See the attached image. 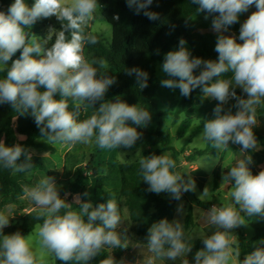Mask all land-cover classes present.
<instances>
[{
    "label": "clouds",
    "instance_id": "clouds-1",
    "mask_svg": "<svg viewBox=\"0 0 264 264\" xmlns=\"http://www.w3.org/2000/svg\"><path fill=\"white\" fill-rule=\"evenodd\" d=\"M127 2L130 8L135 7L137 14L143 12L150 21L159 19L158 13L147 10L153 0ZM191 2L199 5L197 12L218 13L212 20V28L217 33L227 31L238 22V14L256 6L257 11L240 27L239 39L243 43H237L233 36L217 37L218 61L192 57L185 47L186 41L181 38L179 49L169 51L162 64L164 73L178 79L161 82L163 87L178 88L184 97L199 87L204 96L218 101L215 118L203 123L201 139L211 142L212 148L219 152L229 148L230 141L240 145L241 152H248L257 145L254 133L257 106L264 101V0ZM98 7V0H35L31 6L26 0H14L7 11L0 10V71H5L7 62L20 51V57L7 69L6 77L0 79V104H11L20 114L30 111L47 141L75 145L89 144L94 139L101 149L131 148L141 136L133 125L146 127L152 115L139 104L130 105L120 99L104 100L116 79L108 74L106 60L87 59L83 54L85 44L98 43L95 35L84 34V26L93 20ZM53 16L61 28L55 43L49 47L51 35L41 40L29 29L37 21ZM201 66L199 75H194V70ZM227 72L232 73L231 79H221ZM127 74L135 75L140 89L148 86L146 71L133 67ZM236 87L247 94L246 99L237 96ZM57 94L59 99L55 98ZM69 99L74 103L72 110H69ZM230 99L236 101L235 114L231 108L223 111ZM97 102L101 103L89 118L77 119L82 108L93 107ZM22 155L24 161L17 163ZM252 163V155H249L223 176L224 182H234L230 194L232 202L220 207L213 205L208 210L209 222L223 231L217 230L202 239L204 247L195 253V264H264V247H257L241 260L238 248H233L230 239L232 229L246 224L241 212L264 217V169L254 175L249 168ZM0 166L14 173L30 174L34 167L32 154L20 144L9 147L0 140ZM176 168V161L166 152L139 159V174L149 186L148 191L166 192L180 200L183 193L195 190V181L190 177L186 181L185 174ZM25 191L40 209L37 219H43L42 225H37L38 244L56 260L89 264L104 246L128 247L126 236L117 231L121 216L115 198L93 208L90 201L81 202L77 197L75 203L79 210H73L75 206L60 196L55 179L50 176ZM208 191L206 187L202 196ZM178 211H182V205ZM8 225L9 217L0 213V264H43L33 251L32 236L25 237L19 231L4 235L3 229ZM147 245L155 257L169 260L189 254L193 248L192 238L185 236L183 224L179 220L169 222L166 218L148 229ZM100 264L126 262H117L111 257ZM146 264H154V259L148 258ZM182 264L190 262L185 258Z\"/></svg>",
    "mask_w": 264,
    "mask_h": 264
},
{
    "label": "trees",
    "instance_id": "trees-1",
    "mask_svg": "<svg viewBox=\"0 0 264 264\" xmlns=\"http://www.w3.org/2000/svg\"><path fill=\"white\" fill-rule=\"evenodd\" d=\"M31 6L35 0H26ZM14 3V0H0V10L7 11L8 7ZM103 6L102 16L112 27V40L109 46H106L100 36L91 32L98 39V43H87L88 50L97 58H103L107 61V72L114 76L116 83L113 84L105 94V101L123 100L130 105L139 104V106L148 110L152 115L151 122L146 127L136 126L137 131L141 133L140 141L146 146L153 147L159 145L160 148L153 154L161 155L164 152H171L172 159L176 160L177 151L172 146V136L168 129H165L166 114L162 105V90L156 83V65L163 63L166 54L179 48V40L183 38L192 51V57H199L203 60L218 61V53L215 51L217 37L221 33L217 32H199L193 28V22L196 16H201L207 21H212L218 13L209 15L206 11L197 12L198 4H193L191 0H153L148 11L159 14V19L150 21L143 15V12L137 14L135 7L130 8L127 0H98ZM118 17V19H116ZM244 23V22H243ZM238 27L242 24L236 23ZM54 28L49 30V28ZM61 28L60 22L55 16L37 21L29 31L38 34L42 39L51 35L48 46L55 43L57 31ZM87 32L84 27V34ZM70 39V34H68ZM20 51L12 57L11 60L18 59ZM138 67L148 73L147 87L140 89L137 85L135 75H128L127 70ZM201 66V70H202ZM221 79H229V74H222ZM6 77L4 71L0 72V79ZM217 78H213L218 79ZM41 91L44 89L41 88ZM202 93L201 88L194 89L190 96H182L175 108V119L188 111L194 104L195 96ZM59 99V94L55 97ZM69 110H72L74 103L71 99L68 101ZM101 102H97L93 107H99ZM82 108L79 121L83 120L85 109ZM259 120L264 124V106L258 110ZM131 123V122H129ZM40 129L36 126L34 117L31 112L20 114L13 109L11 104H0V140H3L6 146H13L17 139H21L25 145H35V142L42 138ZM259 143L264 147V136H258ZM92 161L84 168L79 169V184H74L69 190L72 194H79L81 202H91L93 208L100 203H106L111 197L116 202L120 198L125 200L133 223L137 224V234L139 237H146L148 229L153 223L161 219H167L169 222L174 220L176 213L175 199H167L159 194L148 191V185L142 180L139 174V162L119 163L117 159L112 158L105 164V172L99 173V164H96V156H91ZM25 157L17 161L22 163ZM34 167L31 172L40 170L48 176L53 177L55 181L59 180V173L49 170L45 162L39 158H32ZM237 162H233L232 167ZM256 163L249 165L251 172H256ZM230 169V168H229ZM226 170L223 175L229 171ZM85 172L91 173L94 178V187L91 189L89 181L82 180ZM28 173H14L11 169H5L0 166V207L16 204L20 198L26 195L25 189L31 186L27 179ZM185 178V177H184ZM233 186L234 182L226 181ZM64 190L60 196L63 198ZM198 205L204 210L210 207V204L197 201ZM73 210H79L76 204ZM64 210H62L63 213ZM61 213V214H62ZM206 213V212H205ZM38 211H32L25 215L21 222L13 223L3 229L4 235H10L19 231L23 236L30 234L37 225H42L43 219H37ZM206 215V214H205ZM249 223L253 230V236L245 239L241 234L238 236V243L234 249L239 250L240 259L243 260L246 255L254 251L257 247H264V217L248 216L246 213L241 214ZM87 219V217H85ZM96 223H99L97 221ZM193 223V211L189 207L185 227L188 228ZM212 233L217 230L222 231L216 225L209 226ZM117 231L126 236L127 245L131 238L125 232V229L119 225ZM125 232V233H124ZM134 243V244H135ZM193 244L192 251L200 250L204 247L203 241L198 240ZM143 245V244H141ZM131 246V245H130ZM129 246V247H130ZM126 248H113L104 246L97 257L90 261V264H100V261L113 257L115 261L126 262ZM165 259L167 264H182L181 260ZM188 259V258H187ZM189 260V259H188ZM190 264L191 261L189 260Z\"/></svg>",
    "mask_w": 264,
    "mask_h": 264
},
{
    "label": "rangeland",
    "instance_id": "rangeland-1",
    "mask_svg": "<svg viewBox=\"0 0 264 264\" xmlns=\"http://www.w3.org/2000/svg\"><path fill=\"white\" fill-rule=\"evenodd\" d=\"M102 9L103 6L100 5V8L98 7L94 13L93 20L88 25L84 26L87 30L85 35L91 32L96 33L100 36L102 42L106 46H109L112 40V27L102 16ZM255 11H257L256 6H250L248 11L244 12V21ZM193 28L199 32H216L212 28V21H207L201 16L195 17ZM239 31L240 27L234 24L230 26L227 31H222L221 34L225 36H233L236 38L237 43H243V41L239 39ZM35 35L41 38L38 34ZM185 47L190 51L192 56L190 46L185 44ZM178 49L179 48L175 50ZM83 54L87 59L97 58L88 50L86 44L84 45ZM12 61L13 60H9L7 62L6 69L4 71L6 74L7 69L11 67ZM162 64L163 63H157L156 65V83L162 90L161 101L166 114L165 129H168L171 132L172 146L176 149L178 154L175 160L177 165L176 170L185 174L186 181L189 177L195 181V190L183 193L181 199L176 201V213L174 220H179L183 224L185 236L191 237L192 243H194L213 234L212 229L206 226L210 223L208 210L213 205L220 207L226 203L232 202L230 194L233 190V186L224 182L223 174L226 170L232 167L233 162L238 163L239 160L252 155L253 162L258 165L256 166V172L254 175L264 169V147L260 145L258 140V136H264V124L260 122L258 112V110L264 106V101L257 106L256 127L254 128V133L257 139L256 147L248 152H241V146L230 141L229 148L219 152L212 148L211 142H205L201 139L203 123L207 120L215 118L214 109L219 102L213 98L204 96L202 92L195 96L193 106L188 111L182 113L178 120H176L175 108L182 95L180 94V90L178 88L170 89L163 87L161 82L165 79L178 78L169 77L166 73H164L162 70ZM107 66L108 65L106 64V68ZM200 71L201 68L195 69L194 75H199ZM228 74L229 79H231L232 73L228 72ZM233 86L235 87L234 81ZM234 90L237 96L245 99L247 98V94L244 93L241 88L236 87ZM235 103V99H230L228 104L223 106V111L226 112L229 108H231L233 114H235L237 111V109L233 107ZM94 112L95 109H85L83 120L89 118ZM221 114H223V112ZM21 142V139H17L13 146L20 144L32 154V158H41L49 170L59 173V180L55 182L60 193L64 190L63 198L66 199L69 204H76L75 201L77 197H79L81 201L79 194H72L69 190L73 188L74 184H79L81 182L79 181V169L86 167L88 163L92 161V155L96 156L95 165L98 166L99 164L101 166L99 168V173H103L105 172V164L112 158L117 159L119 163L139 162L140 158L151 156L155 150L160 148L159 145L153 147L146 146L140 141V139H138L135 145L131 148L121 147L119 149L112 150L101 149L95 143L94 139L89 144L77 143L75 145L62 142L53 143L51 141H47L45 137L38 139L35 142V145H25ZM166 153L171 155V152ZM208 156L209 159H207ZM47 176L48 175L45 172L40 170L30 172V174L28 173L27 179L31 186L27 187V189L31 190V188L35 187L41 179ZM82 178L84 181H89L91 189L94 187V178H92L91 173L85 172ZM206 187L209 190L208 194L206 196H202ZM159 195L167 199H173L171 195L166 192H162ZM198 200L210 204L207 211L198 205ZM117 204L121 216L120 225L125 230L127 229L126 232L131 238L130 242H132V240L137 242H133V245L132 243L128 245L126 249V264H138L136 260L139 261V264H146L148 258H153L154 264H165V259L155 257L154 254L149 251L147 245L148 235L146 237L138 236L137 224L131 221L129 211L125 206V200L120 198ZM181 205L182 211H178V208ZM189 207H191L193 211V223L190 227L186 228L185 218ZM236 207L237 210H239V206L237 205ZM39 210L40 209L31 200L27 192L26 195L20 198L16 204L7 206L1 205L0 207V213L9 217V225L21 222L25 215L32 211L39 212ZM242 213L243 212H241V214ZM245 222V225L231 230L233 235L230 239L233 240V248L237 246L239 234H241L245 239H249L253 234L249 223L246 220ZM37 232L38 228L36 226L34 231L25 237L29 235L32 236L33 251L36 252L40 259L43 260V264H77L75 261L64 262L56 260L51 253L41 249L38 244L39 238L37 236ZM197 251H191L189 254H182L176 260H181L182 258L187 257L191 261V264H195L194 257Z\"/></svg>",
    "mask_w": 264,
    "mask_h": 264
},
{
    "label": "water",
    "instance_id": "water-1",
    "mask_svg": "<svg viewBox=\"0 0 264 264\" xmlns=\"http://www.w3.org/2000/svg\"><path fill=\"white\" fill-rule=\"evenodd\" d=\"M243 15H244V13L238 14V23L239 24H243V22H244Z\"/></svg>",
    "mask_w": 264,
    "mask_h": 264
},
{
    "label": "crops",
    "instance_id": "crops-1",
    "mask_svg": "<svg viewBox=\"0 0 264 264\" xmlns=\"http://www.w3.org/2000/svg\"><path fill=\"white\" fill-rule=\"evenodd\" d=\"M210 225H211V223L207 224L206 226L209 227ZM250 228H251V227H250ZM251 231H253V230L251 229ZM252 233H253V232H252ZM253 234H254V233H253ZM253 234H252V236H253ZM252 236H251V237H252ZM133 259H135V258H133ZM136 261H137V263L139 262L138 260H136ZM165 264H167L166 261H165Z\"/></svg>",
    "mask_w": 264,
    "mask_h": 264
}]
</instances>
